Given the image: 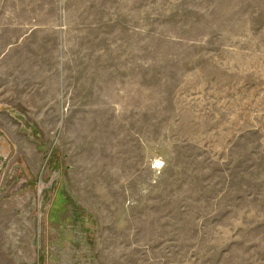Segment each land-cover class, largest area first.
<instances>
[{
	"label": "rangeland",
	"instance_id": "374dc122",
	"mask_svg": "<svg viewBox=\"0 0 264 264\" xmlns=\"http://www.w3.org/2000/svg\"><path fill=\"white\" fill-rule=\"evenodd\" d=\"M18 258L264 264V0H0Z\"/></svg>",
	"mask_w": 264,
	"mask_h": 264
},
{
	"label": "crops",
	"instance_id": "0c3cea01",
	"mask_svg": "<svg viewBox=\"0 0 264 264\" xmlns=\"http://www.w3.org/2000/svg\"><path fill=\"white\" fill-rule=\"evenodd\" d=\"M17 261V263H15ZM23 259H21V258H18L17 260H14L13 259V262H14V264H23ZM25 261H27V260H25ZM29 264H35V262L34 263H31V262H28Z\"/></svg>",
	"mask_w": 264,
	"mask_h": 264
}]
</instances>
